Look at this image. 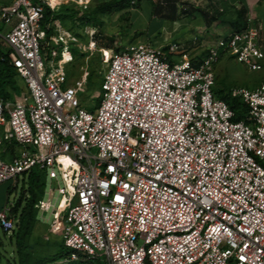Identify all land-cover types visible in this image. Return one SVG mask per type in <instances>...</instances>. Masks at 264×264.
<instances>
[{
    "label": "built area",
    "instance_id": "1",
    "mask_svg": "<svg viewBox=\"0 0 264 264\" xmlns=\"http://www.w3.org/2000/svg\"><path fill=\"white\" fill-rule=\"evenodd\" d=\"M46 6L60 5L0 3V43L24 83L20 94L0 95V184L32 169L62 174L48 227L63 226L70 260L264 264V84L234 91L248 108L241 121L214 92L223 54L263 67L250 12L247 29L229 30L201 60L177 56L178 44L112 52L100 105L89 111L80 98L87 74L71 79L65 68L73 48L97 49V30L85 28L84 44L55 21L48 39ZM14 204L0 210L8 233L16 229ZM35 207L50 214V201Z\"/></svg>",
    "mask_w": 264,
    "mask_h": 264
},
{
    "label": "rangeland",
    "instance_id": "2",
    "mask_svg": "<svg viewBox=\"0 0 264 264\" xmlns=\"http://www.w3.org/2000/svg\"><path fill=\"white\" fill-rule=\"evenodd\" d=\"M10 1L0 0V3L7 4ZM105 1L109 0H87L88 7L85 8L80 0H55L60 4L57 12L65 16L57 21L63 28L76 34L82 43L89 42L85 27L76 24L72 19L73 15L66 11L67 7L74 9L77 20L84 14L90 13L97 30L94 39L97 49L88 50L84 53L88 58H79L74 64L65 68L71 79L83 73L87 74L88 84L80 92V98L83 106L89 111H94L96 105L97 107L100 105L97 101L100 96L99 86L112 52H118L124 46L136 43H151L156 47L178 44L181 52L184 50L201 60L208 48L216 45L218 38L229 33L227 20L235 18L237 9L242 6L241 0H153L164 9V12L171 8L178 10L180 18L177 21H171L165 18L175 17L173 11L170 10L167 17L158 13L154 14L148 0H142L140 8L130 7L120 12L107 14L96 13L95 8ZM246 2L251 17L260 28L259 41L264 52V0H247ZM221 8H224V15L216 21L211 20V16L219 15L217 10ZM180 51L176 54L177 56L181 54ZM262 63V69L254 71L231 56L223 54L215 66L217 94L238 97L234 93L235 90H253L262 86L264 59ZM20 83L23 87L22 80ZM23 179L24 175H20L17 181L13 179L0 184V210L9 203H15L20 197ZM64 186L65 180L60 172L57 179L46 178L42 200L45 203L50 201L51 210L45 218L38 214V223L30 241L32 251L34 257L47 258V264H73L74 262L86 264L89 260L86 258L78 261H68L66 258L54 259L62 246L63 226L60 225L54 230L48 225L54 217L53 207H60L62 195L59 193V188ZM13 240V237L0 227L1 264H16Z\"/></svg>",
    "mask_w": 264,
    "mask_h": 264
},
{
    "label": "trees",
    "instance_id": "3",
    "mask_svg": "<svg viewBox=\"0 0 264 264\" xmlns=\"http://www.w3.org/2000/svg\"><path fill=\"white\" fill-rule=\"evenodd\" d=\"M142 0H109L102 2L95 8L96 13L107 14L120 12L130 7L140 8ZM247 0H241L242 6L237 9L236 17L233 19H228V26L231 32H240L248 28V14L249 7L246 2ZM149 4L152 6V11L154 14H160L163 17H167L168 12L171 10L175 13V17H167L165 19L176 21L180 18L179 12L175 8L164 12L161 6L154 3L153 0H148ZM66 11L72 16V19L77 25H83V27L94 26L92 16L90 13L84 14L80 19L77 20V16L74 15L76 12L73 8L67 7ZM218 16H211V20L216 21L219 17L224 15V8L217 10ZM65 16H61L60 12H53L49 7H45L44 17L42 20V26L47 31V37L54 33L53 23L57 20H61ZM49 26V27H48ZM76 35V34H75ZM165 50L168 46L164 47ZM181 52V51H180ZM74 62L79 58H86L84 53H80L78 49L73 48ZM186 53L182 51L181 54ZM180 54V55H181ZM74 62L72 64H74ZM71 65V64H70ZM69 65V66H70ZM69 75V74H68ZM70 76V75H69ZM104 73L102 74L103 80ZM101 80V83H102ZM21 79L16 71V69L10 65L8 60V53L2 47L0 43V95L4 97H11L14 94H20L22 91V85L20 83ZM101 83L99 88H101ZM217 83V81H216ZM214 92L220 99L227 102L230 108L235 112V120L241 121L246 118L248 108L246 104L242 101L240 97L221 95L219 96L216 91V86ZM101 97L97 98L98 102H101ZM98 104V103H96ZM97 107V105H96ZM46 175L39 171L38 169H32L28 176L23 179V189L20 197L15 201L14 207L12 208V217L16 222V229L13 233H9L13 237L14 241V254L16 264H47L48 259L45 257H34L31 238L34 230L37 226L38 219V209L35 207L39 200L42 199L43 193L45 191ZM5 232V231H4ZM8 233V232H6ZM66 258L68 261H78L81 260L80 257L77 260H70V251L65 247L62 242L60 250L55 256V260ZM2 262V256L0 252V264ZM83 262H74L73 264H82ZM86 264H106L102 259H89Z\"/></svg>",
    "mask_w": 264,
    "mask_h": 264
},
{
    "label": "bare ground",
    "instance_id": "4",
    "mask_svg": "<svg viewBox=\"0 0 264 264\" xmlns=\"http://www.w3.org/2000/svg\"><path fill=\"white\" fill-rule=\"evenodd\" d=\"M56 5H60L59 2H55V0H52Z\"/></svg>",
    "mask_w": 264,
    "mask_h": 264
},
{
    "label": "crops",
    "instance_id": "5",
    "mask_svg": "<svg viewBox=\"0 0 264 264\" xmlns=\"http://www.w3.org/2000/svg\"><path fill=\"white\" fill-rule=\"evenodd\" d=\"M172 21V20H171ZM177 21V20H176Z\"/></svg>",
    "mask_w": 264,
    "mask_h": 264
}]
</instances>
